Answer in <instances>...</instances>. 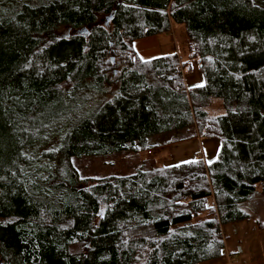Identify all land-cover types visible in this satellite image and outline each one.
I'll use <instances>...</instances> for the list:
<instances>
[{"label": "trees", "instance_id": "1", "mask_svg": "<svg viewBox=\"0 0 264 264\" xmlns=\"http://www.w3.org/2000/svg\"><path fill=\"white\" fill-rule=\"evenodd\" d=\"M174 25L202 86L186 87L179 54L135 52ZM113 72L106 101L59 118ZM167 133L219 151L88 182L72 165L150 152ZM257 187L264 196V0H0V264L218 259Z\"/></svg>", "mask_w": 264, "mask_h": 264}, {"label": "rangeland", "instance_id": "2", "mask_svg": "<svg viewBox=\"0 0 264 264\" xmlns=\"http://www.w3.org/2000/svg\"><path fill=\"white\" fill-rule=\"evenodd\" d=\"M102 23L105 24V19H102ZM175 28H179L178 31L175 32L174 35L171 33L167 34H161L158 35L155 39V41H158L159 48L158 51L155 54H152L151 57H158L162 54H165L167 51V45H165L166 38L165 36H174L176 37V40L178 41L179 45V34L180 38L182 37V28L180 26L174 25ZM59 34L61 36H65L67 34L66 29H61L59 31ZM161 44V45H160ZM179 51L182 53L185 51L184 47L181 45L179 47ZM194 71H196L200 76V72L197 62L194 60ZM184 71L183 75L184 78L190 74V69L188 67V64L183 66ZM118 72L111 73V77L113 79V83H109L105 87V92H93V91H85L81 97H83V100H77L73 102V108L79 106L76 110H72L73 112L66 113L65 111L63 114L59 116V118L62 119H69L76 117V111H85L88 110V108H94L102 101H106L109 96H107V92H110L116 88V78L118 77ZM187 82V81H186ZM190 85L189 83H187ZM218 112H222L219 107ZM216 108V109H217ZM80 116V115H79ZM64 126V125H63ZM60 124L56 125L54 129L58 131L60 129ZM58 135V134H55ZM175 135L173 133H167L155 137L148 138L143 145L148 148L147 150H150L151 154L148 151H135L134 148L131 146L128 150L123 151L118 154H114L107 157H97V158H74L72 160V165L74 168L78 171L80 174L82 180L88 182L92 179H100L105 177H122L127 176L130 174H133L138 168L143 165V161H147L148 163L152 164H162L166 166H173L178 165L180 163H184L187 161L195 160L196 158H202L207 159L206 161H212L210 159L215 158V155L218 151L219 142L217 140H208V139H201L203 145H201V140L194 141L190 143H184L181 144L179 142H174ZM53 140V146L58 144L59 137H52ZM209 143L210 146L206 149L205 144ZM139 145V144H135ZM215 145V146H213ZM51 147V146H50ZM54 148V147H53ZM207 153V155L211 156L212 158H207V156H204L203 152ZM249 203L246 204V208H244L245 205L242 206V209L248 213L250 219L247 221V244H249V247L254 249V247H260V252H253V250L246 254V258L248 260H251L253 257H255V260L262 261L264 258V196L260 193V187H257V192L254 193L251 198L248 200ZM255 225V227H254ZM255 228H257L259 231H256ZM228 230V229H227ZM245 231V230H240ZM231 232V231H230ZM229 233V231L227 232ZM259 234L260 239L258 237ZM237 238V237H236ZM260 242H262L261 246H259ZM229 253V251H228ZM227 250L225 251L224 256H228Z\"/></svg>", "mask_w": 264, "mask_h": 264}, {"label": "crops", "instance_id": "3", "mask_svg": "<svg viewBox=\"0 0 264 264\" xmlns=\"http://www.w3.org/2000/svg\"><path fill=\"white\" fill-rule=\"evenodd\" d=\"M178 29H179L178 27L175 28V26H174L172 35H174L175 32L178 31ZM156 37L157 36H152L149 38L140 39V40H137L133 43L135 52L138 54V56L143 60H151V59H155V58H158V57H161L164 55H169V54H174V53L179 54L181 63L182 64L184 63V65H185L186 62H188L187 64H188V67L190 69V72L192 71L190 74H188L184 78L186 87L192 88V87H199V86L203 85L204 82H203L202 75L200 76L196 71H194V62L188 61V57L185 54V51L182 53L179 51V47H180L181 43L179 41V45H178V43H177L178 41L176 40V37L174 38V36L173 37L172 36H165V37H167L165 45H167V49L169 51H167L165 54H162L161 56L159 55L158 57H151V55L155 54L158 51V48L160 47L158 41H155ZM196 67H198V66H196ZM183 71H184V68H183ZM187 83H189L190 85H188ZM199 140H201V139L195 138V139H191V140H187V141H183V142H179V143L184 144V143H190V142L199 141ZM202 140H201V143H202ZM211 140H214V139H211ZM201 145H203V143ZM205 146L207 149L210 146V144L206 143ZM213 146H215V145H213ZM219 147H220V144H219ZM219 147H218V151H219ZM215 148H216V146H215ZM218 151H217V153H218ZM217 153H216V155H217ZM203 154H204V156H207V158H212V155L211 156L207 155V153H205V151L203 152ZM216 155H215V158H216ZM196 159H199V158H196ZM206 160L207 159L204 160L206 163H210L213 161V159H210L212 161H209V162ZM248 200L243 204V205H245L244 208H246V204L249 203ZM244 212L246 213V211H244ZM246 214L248 217L246 220L241 221L239 223L230 224L225 229V235L227 237V239H226V241H227L226 242L227 253L229 251L228 256L227 257L223 256L221 258L206 261V262H203L200 264H264V258L262 261L255 260V257H253L251 260H248L246 258V254L251 252L252 250H253V252H260L261 251L260 247H254V249L253 248L251 249L249 247V244H247V242H246L247 235H245V234H246V230H247V221L250 219L248 213H246ZM262 224H264V223H262ZM254 227H255V225H254ZM242 229L245 231H243V232L240 231ZM255 230L259 231L257 228H255ZM228 231H229V233H227ZM256 235H258V237L260 239L261 235H259V234H256ZM261 244H262V242H260L259 246H261Z\"/></svg>", "mask_w": 264, "mask_h": 264}, {"label": "water", "instance_id": "4", "mask_svg": "<svg viewBox=\"0 0 264 264\" xmlns=\"http://www.w3.org/2000/svg\"><path fill=\"white\" fill-rule=\"evenodd\" d=\"M109 19H110V18H107V19H106V24H107V25H108V23H109Z\"/></svg>", "mask_w": 264, "mask_h": 264}, {"label": "built area", "instance_id": "5", "mask_svg": "<svg viewBox=\"0 0 264 264\" xmlns=\"http://www.w3.org/2000/svg\"><path fill=\"white\" fill-rule=\"evenodd\" d=\"M150 153V152H149Z\"/></svg>", "mask_w": 264, "mask_h": 264}, {"label": "snow or ice", "instance_id": "6", "mask_svg": "<svg viewBox=\"0 0 264 264\" xmlns=\"http://www.w3.org/2000/svg\"><path fill=\"white\" fill-rule=\"evenodd\" d=\"M202 86V85H201Z\"/></svg>", "mask_w": 264, "mask_h": 264}]
</instances>
